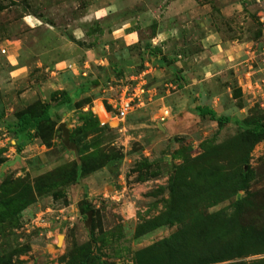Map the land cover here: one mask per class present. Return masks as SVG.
<instances>
[{
    "label": "rangeland",
    "instance_id": "1",
    "mask_svg": "<svg viewBox=\"0 0 264 264\" xmlns=\"http://www.w3.org/2000/svg\"><path fill=\"white\" fill-rule=\"evenodd\" d=\"M125 23L134 34L127 49L113 39L119 32L95 35L101 26L108 32ZM222 44L254 48L253 67H225ZM88 45L112 46L122 68L101 81L100 67L87 76L63 67L92 58ZM263 52L264 0H0V264L208 259L209 245L194 240L193 221L153 228L171 202L174 178L200 177L202 163L225 171L243 152L256 171L249 188L213 207L208 199L229 193L210 190L200 206L215 213L247 196L241 221L264 230V139L253 144L244 133L264 122ZM19 66L28 67L23 77L10 73ZM124 89L144 92L136 110L117 121L107 114ZM45 104L50 119L20 133L21 114L32 107L29 113L40 115ZM198 105L227 122L198 115ZM38 180L46 187L36 189ZM39 217L49 224L45 231L35 225ZM180 229L179 241L166 243ZM263 259L251 253L219 264Z\"/></svg>",
    "mask_w": 264,
    "mask_h": 264
},
{
    "label": "trees",
    "instance_id": "2",
    "mask_svg": "<svg viewBox=\"0 0 264 264\" xmlns=\"http://www.w3.org/2000/svg\"><path fill=\"white\" fill-rule=\"evenodd\" d=\"M156 50L161 52L158 49ZM31 109L32 107L28 108L17 121L20 133L31 134L51 117L48 104L44 105V110L40 115L29 113ZM195 111L198 115L208 117L210 120L217 121L220 124H224L228 120L225 117H220L209 106H197ZM244 133L252 138L253 144L263 140L264 122L253 124L252 127L247 125ZM248 154V152H243L240 156V162L228 166L225 171L212 164L202 163L197 164L202 171L200 177L199 174L187 178L178 176L171 181V202L167 211L160 218V223L153 229L167 224H179L182 227V224L189 223L191 225V221H193L191 228L195 232L194 240L199 242V246L201 244L204 246L203 239H206L210 249L209 258L199 259L196 264H219L251 253H264V232H262L264 230H256L251 226L243 225L241 221L245 204L248 201L247 196L232 202L228 208L215 213L203 211L200 206V203L203 202L200 200V196L210 190L216 191L221 187L220 189L229 193L227 197L208 199L207 204L213 207L226 199L236 197L239 191L249 188V183L255 178L256 171L246 160ZM223 176L226 178L224 181L221 179ZM198 179L201 180V183L197 191L195 185ZM39 181L41 180L34 183L36 189L39 190L42 187H46V184L39 186ZM181 187L184 189L181 190ZM30 189V185L29 188L28 186L26 188L22 187L21 192H26ZM183 202L187 205L184 210L179 207ZM4 207L9 211L12 210L9 202H6ZM3 214L5 213H1V215ZM13 216L16 218V213ZM186 219L191 221L186 222ZM182 232L184 230L180 229L166 243L179 241L177 236L179 237ZM168 248L170 249L172 246L169 244ZM229 264H264V259L255 263L231 262Z\"/></svg>",
    "mask_w": 264,
    "mask_h": 264
},
{
    "label": "crops",
    "instance_id": "3",
    "mask_svg": "<svg viewBox=\"0 0 264 264\" xmlns=\"http://www.w3.org/2000/svg\"><path fill=\"white\" fill-rule=\"evenodd\" d=\"M97 14V15H96ZM95 14V20L102 22V20H104L106 17H108L107 12L106 13H101L100 15H98V13ZM127 23L123 24L122 27L116 29V30H112V31H108V32H103V26H101L102 29H99L97 33H95V35H103V34H107L109 33L110 35H113L116 32H119L120 34L113 37L114 41L116 42H121L125 45V48L127 49L128 47H130V44L133 45L134 41L130 42V38L134 36L133 33H130L129 29L130 27H127ZM79 38V37H78ZM76 39L73 35L72 37H70V41H72L73 43L77 44L78 46H82L83 42L80 43V41H78L79 39ZM97 39V38H96ZM234 42H231V44ZM225 44L222 45H218L217 47H223ZM233 47H230L229 45L224 46L223 47V55H222V61L225 62L224 66L225 67H253L252 66V62L255 61V59L253 60L252 57L255 56V53H257V51L254 48H249L247 47V45L244 44H235L232 45ZM230 47V48H229ZM87 50L86 53L89 54L88 57H92L89 58V60H85V61H68V62H63V67H72V74L74 75H81V76H87V73L89 75V70L92 67H100V69L102 70V72L104 73V75L101 78V81H105V78L108 76L107 74H110V71L114 72L118 69H121L123 66V60H119L115 59V57L118 55V53H116L113 50L112 46H108V45H104L103 47H101L100 45L97 46H86L85 48ZM126 49H124L125 51H127ZM123 53V51H121ZM264 56V52L261 53ZM127 55V52H126ZM111 56H114L111 57ZM115 59V60H114ZM219 58H217V60H219ZM57 67V66H56ZM28 67L25 66H19L17 68H15L14 70L10 71V73H14L16 75H20L19 77H23V75L25 73H27L26 70ZM47 70H49L48 68L45 70V72H47ZM239 70V69H238ZM30 71V69H29ZM41 72H39L40 74L43 73V68L40 69ZM52 73L53 75H55V70L52 69ZM250 73V72H248ZM105 76V78H103ZM34 77V76H33ZM98 77V76H97ZM100 78V77H98ZM95 86H99L100 84H102L100 81H95ZM198 106H202V105H198ZM203 106H209V105H203ZM197 107V106H196ZM210 107V106H209ZM211 108V107H210ZM213 109V108H212ZM68 210V206H63V208L61 209V212L63 213L64 211Z\"/></svg>",
    "mask_w": 264,
    "mask_h": 264
},
{
    "label": "built area",
    "instance_id": "4",
    "mask_svg": "<svg viewBox=\"0 0 264 264\" xmlns=\"http://www.w3.org/2000/svg\"><path fill=\"white\" fill-rule=\"evenodd\" d=\"M261 63L264 67V58L261 59ZM143 92L144 90L141 89H134L133 92H131L130 89L122 90L120 96L116 100H114L112 104H110L111 110L108 111L107 116L111 119H116L117 121H123L127 116H129L130 113L136 110V104L141 102V95L143 94ZM104 108L102 106L103 111L107 112L106 108L105 110ZM112 114H114V116H112ZM169 115V109L166 108L165 111L163 110V114L161 116L162 121L166 120ZM35 223L34 224L36 226L38 225L44 231L46 230V228H49V224L44 221V217L37 218Z\"/></svg>",
    "mask_w": 264,
    "mask_h": 264
},
{
    "label": "water",
    "instance_id": "5",
    "mask_svg": "<svg viewBox=\"0 0 264 264\" xmlns=\"http://www.w3.org/2000/svg\"><path fill=\"white\" fill-rule=\"evenodd\" d=\"M61 127H62V130H63L64 136L67 137L68 136V129L63 124L61 125Z\"/></svg>",
    "mask_w": 264,
    "mask_h": 264
}]
</instances>
